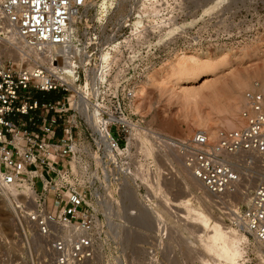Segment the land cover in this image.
I'll list each match as a JSON object with an SVG mask.
<instances>
[{
	"label": "built area",
	"instance_id": "2783aa9c",
	"mask_svg": "<svg viewBox=\"0 0 264 264\" xmlns=\"http://www.w3.org/2000/svg\"><path fill=\"white\" fill-rule=\"evenodd\" d=\"M138 1L129 0L120 16L109 8L101 20L83 26L78 21L87 0H0L1 18L27 49L17 62L0 59V199L8 197L15 229L10 244L21 251L13 252L11 264L92 262L109 232L112 201L118 202L110 199L113 194L119 192L121 208L136 198L147 202L153 196L150 185L170 178L169 163L158 162L159 135L210 196L220 221L248 236L236 264H264L259 82L243 93L249 103L240 111L243 125L220 129L215 138L202 129L183 138L162 135L135 109L140 83L175 53L262 38L264 17L256 19L254 13L263 0H223L220 6L231 8L244 28L161 42L149 21L133 25L141 14ZM51 45L59 50L47 53ZM30 50L41 52L43 61L27 60ZM36 92L61 98L40 101ZM143 136L154 143L149 155L141 148ZM7 186L15 195L4 196ZM165 227L144 246L149 262L166 243Z\"/></svg>",
	"mask_w": 264,
	"mask_h": 264
},
{
	"label": "rangeland",
	"instance_id": "374dc122",
	"mask_svg": "<svg viewBox=\"0 0 264 264\" xmlns=\"http://www.w3.org/2000/svg\"><path fill=\"white\" fill-rule=\"evenodd\" d=\"M101 1L102 0H87L86 7L83 11V15L78 21L79 25L86 26L87 23H89L92 18L102 19L100 18L101 12L99 13ZM119 1L120 2L117 3L116 7L118 6L120 7V9L118 10L117 8H115L114 12L117 15L119 14L120 16L123 13V11H125V8L129 0H119ZM138 2H139L138 6L141 11L140 19L142 20V25H145L146 20L150 22V25L152 23L151 25L152 29L157 28L158 30L159 42L169 39L172 36L176 37L182 35L181 36L182 40L184 39L192 40L197 38L198 36L199 37L216 36L219 33L233 31V30L236 31L240 28H244L237 24V21L235 19V12L231 10V8L223 9V6L222 7L220 6L223 0H139ZM144 5L147 11L143 9ZM152 6H156L157 9L156 12L151 11ZM219 9L221 11H219ZM254 14H255L254 16H256L255 17L256 19H262L264 17V0L259 3V7ZM135 20L136 19H134L133 21ZM158 22H160V24ZM161 22H163L162 25ZM168 24L169 26H167ZM174 24L183 25L182 26L183 28L181 27L180 29L176 30L175 33H172L171 35L164 37L165 32L169 29L170 26ZM2 25L3 24L0 23V30L2 31L0 32V46H1L0 59H10L12 61L17 62L19 59L17 58L15 52L13 50L8 49L9 47L5 46L6 43L4 42L3 39L6 40V38L3 37H5L6 34L3 32L4 25L3 26ZM186 29H188V32H183ZM7 49L9 50V52ZM224 49L230 50L232 53H235V55L227 56L226 58H222V59L220 58L213 59L212 63H208V64L205 63L203 66H200L196 70V74L193 79H188V80L182 79L180 81H176L173 72H166L158 79L159 85L156 84L152 88H149L147 90V93L143 94L142 96V94L139 95L140 93L139 89L144 84L143 83L144 80H143L137 92L138 96L140 97L137 96L136 111L144 115L147 124L150 127L154 128L155 130L163 131L162 133L164 135H167L168 137L183 138L192 135L193 132H187L188 126L183 121L182 115L186 113L185 108L181 107L180 101H177L175 99H170V96L174 92V90L172 89H177L176 91L180 93V97L181 95H183L180 90L181 88L183 90H192L198 92L199 95L196 98V104H195L196 106L195 108L193 107L194 109L193 111L197 112V110H199L201 115L204 117L205 116L215 117L217 115V112L215 109H213V107H211V102L209 101V98L213 99L211 100L212 105H215L216 109L219 108L222 109L230 101L232 102L233 100H235L236 97L240 98L239 95L243 96L244 91L249 88V83L250 85H252L254 80H257L261 87L263 86L264 80L262 76H264V36L259 40L251 41L250 43L239 45L237 47H230V46L221 47V48L205 47L199 50L191 49L190 51H186V52H177L173 56L167 58L164 61H167L168 59L169 60L174 59L176 55L182 53L196 54L200 56H203V54L204 55L209 54L211 57H214L215 53ZM10 51H13L14 54L13 52ZM30 59L33 60L32 58ZM30 59L27 58V60ZM163 62L161 64H163ZM159 65L155 69H153V71L156 70L159 67ZM153 71H151L150 73H152ZM244 78L245 80H243ZM238 81H241V83L243 82L241 85L243 84L245 85L239 86L237 84ZM160 88H164L166 92L163 93ZM34 96L40 101L42 100L48 101V100L61 98V95L55 92H49V93L36 92L34 93ZM237 106H238L237 114L238 117L241 118L240 111L243 108L248 107L249 103L248 106H244L243 103L240 102L238 103ZM220 129H226V128L223 127L216 128V134ZM110 132L115 138L118 137L114 127L110 129ZM182 133L185 134L182 135ZM121 142L122 141H120L119 143ZM142 146L143 147L141 148H144V150L146 149L147 154L150 153L148 151L149 150L148 145L146 146L142 145ZM160 147L161 146L157 144V151L160 150V153L164 155L166 152L170 154V152L174 151L170 148H166L167 150L166 151L163 146L161 147V149ZM152 148H154L153 142L151 145V151L153 150ZM160 153L157 154L158 162L160 165H164L166 164L167 161H169L171 163V165L169 164L170 166L173 165L176 166V163H173L170 160L171 158L170 156L169 159L166 160L164 158L165 156L161 155ZM170 172H172L171 173L172 177L170 176L171 180L170 178L168 180H170L171 183L173 182L172 183L173 185H171L170 181L168 182V180L163 185L162 184L158 185V188L159 186L161 187V185L163 188L162 187L161 189L159 188L161 192L158 195L159 203L157 207L160 208L161 204L165 205L164 198L162 197L164 196L167 197L168 195L167 200L169 201L167 202L165 201V203L167 204L170 203V205L173 204L170 207L173 210L172 219L174 221L176 220L175 221L176 224L174 228L171 225L172 230L169 228L166 231V243L162 248L160 247L158 249L156 261L149 262L146 249L144 248V246H148V243H150V241L152 240L151 237L157 235L155 233L156 230H158L157 228L159 226L163 227L164 223L158 224L156 220L154 221V216L153 218L150 217L151 213L148 214L149 211L147 212L148 216H143V214L147 215L145 213L147 209L145 211V208L142 210L139 209L140 213L141 211L144 212L139 214V218H141L140 220L139 218L135 220V218H132L134 216H132L131 214L130 216L127 214L128 217H126V215L123 213V211H126V208L120 207L121 204L120 194L118 192V194H113L112 198H110L111 200L115 199V201L117 200L118 202L116 201L117 204H115V202L113 203L112 201L113 211L110 212L109 214V222L110 221L111 222L109 223L110 225L109 232H107L106 234L105 244L103 248H101L98 251L95 259L88 264H204L203 262H201V259L198 258L200 252L197 254L199 250H197V245L193 238L194 236H191V234H187V232H184L183 229L181 228L182 225L185 226L186 224H188V221H192L193 219L191 220L190 218V220L189 219L187 220L188 218L187 216L191 214L187 215L186 207L185 210L183 209L185 203L183 204L178 203L179 201H182L184 198L181 200V196H180L181 193L180 194L178 193L180 191L179 190L180 186L178 184L179 179L176 176V173H173L174 172L173 169H171ZM177 186L179 187L177 188ZM37 187H39V184H37ZM164 187L167 190V192L163 191L165 193L163 195L162 190L164 189ZM176 189L178 190L174 192V190ZM187 190L188 189L186 188L183 189L184 192L186 191V194L189 193L188 195H190L189 196L190 198L187 195V197L190 199L189 205L191 204V206L197 207L200 210L204 208L203 210H207L206 212L210 214L213 218H215L216 220L219 219L218 217L219 215L217 214V211L213 207L212 202L211 203L207 202V200L209 199L208 196H206L207 200L204 197H201L202 195L201 192H203L202 190H200L201 192L200 191L196 192L192 189L190 190V192L189 190L188 191ZM178 194H179V198H178ZM3 201H4L3 199H0V264H11L10 261L13 252L18 253L21 251L18 247H15L14 245L10 244L11 237L15 229H14V224L12 222L11 214L8 211V207L6 205L7 203ZM170 201L174 203H171ZM132 202L130 203L131 205L133 204ZM175 202L178 205L177 207ZM198 204L202 207H200ZM163 207L165 206H162V208ZM166 212L169 211L166 209ZM156 215H158L159 217L164 216V214H162L161 212H159ZM148 217L152 218V221H154L153 222L154 227L152 228V231L150 230L148 231V227H150L149 225L150 219ZM144 218L146 219L144 221L145 222L147 221L148 223L147 222L145 223L144 221L140 223V221L143 220ZM172 219L169 221V223L173 222ZM178 219L179 221L177 222ZM194 222L193 221L191 222L192 225H190L191 223H189L190 227L188 225L187 227L196 230L197 228L195 227H197L198 224L195 225L194 227L193 225L196 223ZM180 224L182 225L178 227V225ZM114 230H115V234L112 233ZM168 232L169 235H167ZM159 235L160 236L157 237V239L162 240L163 238L161 236L162 233H159Z\"/></svg>",
	"mask_w": 264,
	"mask_h": 264
},
{
	"label": "bare ground",
	"instance_id": "6f19581e",
	"mask_svg": "<svg viewBox=\"0 0 264 264\" xmlns=\"http://www.w3.org/2000/svg\"><path fill=\"white\" fill-rule=\"evenodd\" d=\"M119 2H120L119 0H102L100 2L99 13L101 12V15H103V14L107 15L109 8L110 9L117 8L119 10L120 7H118V6L116 7L117 3H119ZM141 6H143V5H141ZM143 9H145V5H144ZM151 11L156 12L157 11L156 6H152ZM149 12H150V9H149ZM100 18H101V16H100ZM0 23H2L4 25V29L3 28L2 29L4 30L3 32L6 34V36L3 37V38H6V40L3 39L4 42L6 43L5 46L9 47L8 49L13 50L15 52L17 58L20 60L21 58H23L24 51L27 50L24 42L18 37L16 32L13 29H11L3 21V19L1 18V15H0ZM140 23L142 24V20L140 18L133 21V25H137ZM158 23L160 24V22H158ZM162 23L163 22H161V25H162ZM151 25H152V23H151ZM167 26H169V24ZM182 26L183 25H176V24L170 26L169 29L165 32L164 37L169 36L172 33H175V31L180 29ZM0 32H2V31L0 30ZM160 41H161V38H160ZM58 50H59V48L56 45H54V46L51 45L47 48L46 52L52 53V52H55ZM13 51H10V52H13ZM8 52H9V50H8ZM14 52H13V54H14ZM28 52L30 54V57H28V59H30V58L33 59V60L30 59V61H32V62H35V60L36 61H43L44 57H43V54L41 52L33 51V50H30ZM234 55H235V53H232L228 49H224V50H220L217 53H215L214 57H211L209 54H205V55L203 54V56H200V55H196V54H186V53L183 54L182 53V54L176 55L174 59H171V60L168 59L167 61H164L163 64L159 65V67L156 70L153 71V69H155L157 66L151 70V71H153L152 73H150L151 71L149 72L150 74L148 73L147 77L144 79V82H143L144 84L141 86L140 89H139V87H140L142 82L138 86V88L136 90L135 109H136V103H137L138 89L140 92L139 95L142 94V96H143V94L147 93V90L149 88H152L154 85L158 84V79L162 75H164V73L173 72L176 81H180L182 79L183 80L193 79L195 77L196 70L200 66H203L205 63H207V64L212 63L213 59H218V58L222 59V58H226L227 56H234ZM104 56L105 55L103 54L102 57H104ZM63 63H65V64L68 63V56L67 55H63ZM46 64H48V63H46ZM262 78L264 80V76H262ZM243 80H245V78ZM242 83H241V81H238L237 84L239 86H244L245 84L241 85ZM251 87H252V85H250V83H249V88H251ZM160 89L163 93L166 92L164 88H160ZM179 89H180V87H179ZM258 89H259V91H261V93L263 91V95H264V83H263L262 87L259 85ZM172 90H174V92L170 96V99H175L177 101H180L181 107L185 108V110H186V113L183 114L182 116H183V121L188 126L187 132H193L194 133L196 130L202 129L205 132H207V134L210 137L215 138L216 137V128H218V127L230 129V128H239L243 125L242 119L239 118L238 114H237L238 113L237 112L238 111L237 105H238V103L241 102V103H243L244 106H248V101L244 98V95L243 96L239 95L240 98L236 97L235 100H233L232 102L230 101L228 104L226 103L227 105L224 104L225 107L223 106L224 108H222V109L221 108L216 109L215 105H212L211 100H213V99L209 98V101L211 102V107H213V109L216 110L217 115L215 117H213V116L212 117H210V116L204 117L201 115L199 110H197V112L193 111L194 110L193 107L195 108V106H196L195 105L196 104V98L199 95L198 92L192 91V90H183L181 88L180 90H181V93L183 95H181V97H180V93H178L176 91L177 89H172ZM138 97H140V96H138ZM162 132L163 131L158 130V133L164 135ZM184 134L185 133H182V135H184ZM179 138H181V137H179ZM142 145H144V146L148 145L149 146L148 151L150 152L148 154H151L152 142L148 137H145V136L141 137V147H143ZM158 145L161 147L163 146L165 148V150H166V148H168V145L161 138L160 135L158 136ZM161 147H160V149H161ZM142 150L147 154L146 149L144 150V148H142ZM159 153H160V150L158 151V154ZM167 153L168 152H166L165 155L161 154V153L160 154L165 156L164 158L166 160H168L169 156H170L171 157L170 160L173 163H176V166L175 165L171 166V167H173L171 169H173V171H174L173 173H176V176L179 179L178 184L180 187L177 186V188L178 187L180 188L179 189L180 191L178 193L179 194L181 193L180 194L181 200L184 198L182 201H179L178 203H181V204L185 203L183 209L185 210L187 208L186 209L187 215L191 214V215L187 216L188 218L186 217L187 220L188 219L190 220V218H191V220L193 219L192 221L196 222V223L194 222L195 224L193 223L194 227H195V225L198 224L197 227H195V228H197L196 230L193 228L187 227V225L189 226V223H191L192 221H188V224H186L185 226L182 225L185 223H182V224L178 225V227L182 225L181 228L183 229L184 232H187V234H191V236H194L193 238H194V241L197 245V250H199L197 252V254L200 252L199 253L200 256L198 255V258H200L201 262H203L204 264H236L237 260L239 258H241L243 256V254L246 252V246L249 243L248 236L242 230L237 229V228L232 227V226H229V225L226 226L219 219L216 220L215 218H213L210 214H208L206 212L207 210H203L204 208L202 210H200L197 207L191 206V204L189 205V202H190L189 196L190 195H188L189 193L186 194V191L185 192L183 191V189H185V188L188 189L189 192L191 189L196 191V192L202 190L203 192L200 191L202 193L201 197H204L206 199V196H208L209 199L208 200L206 199L208 203H211L210 196L207 194V192H205L204 188L201 187L202 185L200 184V182L197 179H195L193 177V175L188 171V169L184 166V164L182 163L178 154L176 152H175L176 153L175 154L174 151L170 152V154L169 153L167 154ZM167 162L171 165V163L169 161H167ZM158 168H159V166H158ZM170 180H171V178H170ZM170 180H168V182ZM172 181H173V179H172ZM170 183H171V181H170ZM172 183H171V185H173ZM158 185L157 186L150 185V188L152 189V193H153V196H151L152 199H149L147 202H145L144 200H138L136 198V200H134L133 202L131 201L133 204L128 205L127 206L128 208L123 207V208H126V211H123V213L126 215V217H128L127 214L130 216L129 209L135 208V210H134L135 215L132 218H135V220H137L139 218V214L144 213L142 211L140 213L139 209L142 210L145 208V211L147 209V211L145 213L147 214V212L149 211L148 214L151 213L150 214L151 216L150 215L149 216L152 218L154 216V221L156 220L158 222V224L164 223L166 225L164 230L167 231L169 228L171 229V225L174 228V226L176 224V222H175L176 220L174 221L172 219L173 210L170 207L173 204L170 205V203L169 204L165 203V201L166 202L169 201V200H167L168 195H167V197L161 196L162 198H164V204L165 205L161 204L160 208L157 207V205L159 203L158 195L161 192L160 189H161L163 183H162L161 187L159 186L160 189L158 188ZM176 185H175V188H176ZM165 190L166 189L164 187V189L162 190L163 195L165 194L164 192H167V190L166 191ZM177 190L178 189L174 190V192ZM15 192H16L15 189L13 187H10V186H7L3 190V193L5 194L4 196L15 195ZM179 194H178V198H179ZM187 195L189 198L187 197ZM5 198H8V197H5ZM5 198L3 200L7 203V200ZM178 198H177V200H178ZM187 202H188V204H187ZM162 203H163V200H162ZM171 203H174V202H171ZM166 205H168V206H166ZM162 206H165V207L162 208ZM177 206L178 205L176 203V207ZM168 207H169V209H168ZM200 207H202V206H200ZM179 208H180V206H179ZM181 208H182V206H181ZM155 209H157V210H155ZM166 209L169 212H166ZM156 211L158 213L161 212L162 214H164V216L159 217L158 215H156V214H158ZM148 214L147 215L143 214V216H148ZM166 214H168V215H166ZM145 218L143 220H141L140 223H142V221L146 220ZM148 218H147V220H148ZM152 218H149L150 219V222H149L150 227H148V231L149 230L152 231V228L154 227V223H153L154 221H152ZM140 219L141 218H139V220ZM171 219L173 222L169 223V221ZM178 221H179V219L177 220V222ZM180 222H182V221H180ZM144 225H141V226H144ZM190 225H192V223ZM198 226H199V228H198ZM126 228H128V227H126ZM112 233L115 234V230ZM191 243H193V242H191Z\"/></svg>",
	"mask_w": 264,
	"mask_h": 264
}]
</instances>
